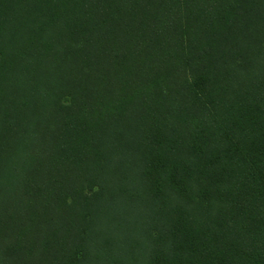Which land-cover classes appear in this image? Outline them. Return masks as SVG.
<instances>
[{
  "label": "trees",
  "instance_id": "trees-1",
  "mask_svg": "<svg viewBox=\"0 0 264 264\" xmlns=\"http://www.w3.org/2000/svg\"><path fill=\"white\" fill-rule=\"evenodd\" d=\"M0 264H264V0H0Z\"/></svg>",
  "mask_w": 264,
  "mask_h": 264
}]
</instances>
